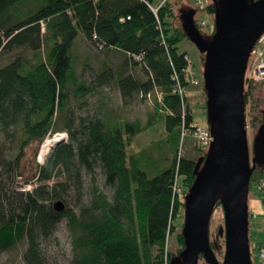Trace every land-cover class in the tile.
<instances>
[{"label":"trees","instance_id":"16d2710c","mask_svg":"<svg viewBox=\"0 0 264 264\" xmlns=\"http://www.w3.org/2000/svg\"><path fill=\"white\" fill-rule=\"evenodd\" d=\"M182 3L162 0L153 7L151 0H0V54L27 48L33 59L29 63L18 57L0 68V134L21 137L15 164L4 161L0 153V257L24 243V264H49L40 244L65 219L71 237V264L180 263L185 249L184 222L182 219L178 231L173 223L184 211L208 150L195 143L196 158L178 155L180 138L182 141L191 135L195 125L185 96L174 93L180 86L185 94L190 84L186 76L188 58L179 51L180 43L191 42L182 27L186 16L179 20ZM217 9V3H213L205 7V12L216 18ZM78 32L96 50L126 56L141 67L146 80L136 82L131 76L118 73L113 77L103 71L92 86H86L74 68ZM201 58L204 60L203 55ZM112 81L122 97L132 93L150 97L155 93L153 118L161 120L167 135L162 146L170 150L166 155L168 165L156 169L152 177L140 158L127 152L141 131L137 122L80 119L78 128L72 130L73 122L67 116L70 100L81 109L87 95ZM202 88L206 109L204 80ZM263 91L260 84L244 78L245 124H258L259 129L264 124L260 118ZM57 115L63 117L67 142L53 147L44 164H37L35 180L17 183L23 189L15 188L14 183L22 178L18 165L25 149L59 134L54 128ZM209 128L207 118L205 129ZM256 161L253 158L250 166L248 188L264 178V163ZM96 168L113 192L111 201L93 182ZM84 175L92 180L90 199L76 216L64 201L69 191L81 197ZM54 201L64 204L63 212H54ZM216 209H221L220 204L213 212ZM209 227L208 244L218 259L215 251L218 247L221 253L223 227L214 232ZM173 233L175 248L169 249L168 239ZM252 255L249 250L250 264H264ZM198 264L207 263L199 256Z\"/></svg>","mask_w":264,"mask_h":264},{"label":"rangeland","instance_id":"374dc122","mask_svg":"<svg viewBox=\"0 0 264 264\" xmlns=\"http://www.w3.org/2000/svg\"><path fill=\"white\" fill-rule=\"evenodd\" d=\"M162 0H151L153 7H156ZM204 6H208L213 3H217V0H201ZM247 4H253L256 0H245ZM218 5V4H217ZM31 7V4L27 5ZM181 11L179 20L181 22L184 17L190 11H194L195 3L193 0H183V3L178 7ZM34 9V8H33ZM155 11V9H152ZM216 15H218V21L220 22L223 16L222 7L217 9ZM215 14H207L204 11H196L192 18V21L197 25V21H204V27H197V31L208 45L213 36L216 34L215 29ZM183 24V23H182ZM215 31V33H214ZM213 33V34H212ZM43 48L40 49V52ZM179 51L185 52L190 65L192 66L191 72L194 78L195 84H189L183 94L190 105L193 121L195 125L201 129L207 127L206 109L204 108L205 97L203 94L202 81L205 76V60L201 58V54L196 47L189 41H183L179 44ZM74 53V68L77 78L84 82L88 87L93 85V80L96 76L103 71L110 72L113 77L118 73L123 76H131L136 82H144L146 80L144 72L141 67L133 65L128 58L121 53L115 51H98L93 44L88 43L80 32L77 33L76 41L73 48ZM32 52L27 48H15L11 51L3 52L0 54V68L6 66L14 59L20 57V60H26L29 63L33 62L31 57ZM250 61L246 64L244 74H249ZM245 76V75H244ZM264 95V91H263ZM155 99V93H152L150 97L139 96L137 93H132L128 97H122L120 91L117 89L115 81L108 83L105 86L96 88L92 94L87 95L85 100V107L78 109L77 103L70 100L69 111L67 116L73 122L72 130L75 131L78 128V121L84 119L99 118L101 120H109L122 122H137L141 131L131 141L130 146L127 149L129 155L140 158L142 164H144L147 173L150 177L155 175L157 170L165 168L169 161V147L162 146V142L165 141L166 133L163 128L161 120L157 117L153 118V102ZM261 119H264V109L261 112ZM63 117L57 115L55 119L54 128L56 132L62 135V140L56 142L47 151L46 155L40 159V162H45L50 150L59 145L66 143L68 140V133L64 130ZM54 130V131H55ZM52 131V132H54ZM71 131V132H73ZM245 135L248 145L249 164H253L254 147L259 132V125L256 124L251 127L249 124H245ZM12 132V130H10ZM12 136V135H11ZM4 137L0 134V153L2 158L10 164H15L17 156L19 155V140L20 134H16L15 137ZM54 136H49L40 144H32L25 149L24 155L19 161L18 171L21 173L22 178L17 179L14 183L15 188H22L17 186V183L24 181L35 180L37 173V161L39 158L40 150L46 141L53 139ZM194 143V144H193ZM199 146L195 139L191 135L184 137L179 143L178 155L187 156L189 158H196V150L194 145ZM208 149V148H207ZM258 164L264 163V156L260 157L257 161ZM157 169V170H156ZM93 182L97 189L105 195V197L111 201L113 192L109 187L104 184V178L99 168L95 169ZM92 180L90 176H83V190L81 197L76 192L69 191L64 201L66 207L71 209L76 216H79L80 209L85 206L90 199V187ZM23 189V188H22ZM58 201H54L56 203ZM247 211H248V245L249 250L253 254V259L260 263L255 254L260 248H264V206L261 200V192L257 188L256 184H251L247 191ZM250 217H253L252 223ZM184 218V211L180 212L177 219L174 221V230L178 231L182 225V219ZM210 231H217V228L223 227V216L221 209H216L211 215L209 221ZM221 230V229H220ZM250 237V239H249ZM219 244L221 241L219 240ZM174 233L168 239L169 249H174ZM26 245L24 243L19 244L14 249L4 253L0 257V264H24L23 253ZM40 249L43 257L49 264H71L72 261V249H71V237L67 229V223L65 219H62L56 226L53 235L42 241ZM215 253L218 255V260L221 262L223 256V247L221 249L217 247ZM220 253V254H218ZM181 261V259H180ZM180 264V263H179Z\"/></svg>","mask_w":264,"mask_h":264},{"label":"water","instance_id":"95a60500","mask_svg":"<svg viewBox=\"0 0 264 264\" xmlns=\"http://www.w3.org/2000/svg\"><path fill=\"white\" fill-rule=\"evenodd\" d=\"M221 21L215 19L216 34L207 45L197 31L190 11L183 21L184 33L205 60L206 116L211 142L206 160L186 197L183 237L185 249L180 264H250L248 245L247 191L250 164L245 135L243 82L249 52L264 31V0H217ZM60 140H57L59 142ZM264 156V124L254 147V159ZM223 191L226 199L216 197ZM220 204L223 216L221 262L210 249L207 229L212 212ZM60 201L56 213L64 211Z\"/></svg>","mask_w":264,"mask_h":264},{"label":"built area","instance_id":"2783aa9c","mask_svg":"<svg viewBox=\"0 0 264 264\" xmlns=\"http://www.w3.org/2000/svg\"><path fill=\"white\" fill-rule=\"evenodd\" d=\"M195 3V11H204L205 12V7L204 4L202 3L201 0H193ZM156 11V10H155ZM153 11V12H155ZM205 22L204 21H197V27H204ZM248 60L250 61V66H249V74H245V77L247 78L248 81L260 84L263 89H264V31L259 34L257 39L255 40L249 55H248ZM192 66L190 65L189 61L187 60V79L191 84H195L194 78L191 72ZM174 93L178 94L181 98L184 94V90L180 86H176ZM146 97H149L148 95ZM55 139L57 140H62V135H53ZM191 136L199 147L201 148H208L209 144L211 142V136H210V131L207 129H201L197 125H193L191 128ZM183 137V134H182ZM45 145V144H44ZM44 145L42 146L39 154V158L37 163L40 165L43 164V162H40V159L44 157L47 153L44 152ZM257 188L261 192V200L262 204L264 206V178L261 179L257 184ZM26 190H30L29 187L26 188ZM263 234H264V229H263ZM256 257L260 262L264 261V248H260L258 252L256 253Z\"/></svg>","mask_w":264,"mask_h":264},{"label":"bare ground","instance_id":"6f19581e","mask_svg":"<svg viewBox=\"0 0 264 264\" xmlns=\"http://www.w3.org/2000/svg\"><path fill=\"white\" fill-rule=\"evenodd\" d=\"M57 142V139L53 138V139H50L48 141H46L45 145H44V152L48 151L49 148L53 145H55V143ZM218 200H221V201H224L226 199L225 197V194L223 191L219 192L217 197H216Z\"/></svg>","mask_w":264,"mask_h":264},{"label":"flooded vegetation","instance_id":"af4514ba","mask_svg":"<svg viewBox=\"0 0 264 264\" xmlns=\"http://www.w3.org/2000/svg\"><path fill=\"white\" fill-rule=\"evenodd\" d=\"M247 215H248V211H247ZM248 216H249V215H248ZM250 219H251V220H250L249 224L252 223L251 221H253V217H250ZM248 220H249V219H248ZM248 231H249V226H248Z\"/></svg>","mask_w":264,"mask_h":264},{"label":"crops","instance_id":"0c3cea01","mask_svg":"<svg viewBox=\"0 0 264 264\" xmlns=\"http://www.w3.org/2000/svg\"><path fill=\"white\" fill-rule=\"evenodd\" d=\"M158 5V4H157Z\"/></svg>","mask_w":264,"mask_h":264}]
</instances>
